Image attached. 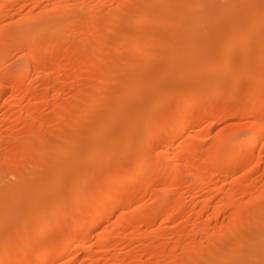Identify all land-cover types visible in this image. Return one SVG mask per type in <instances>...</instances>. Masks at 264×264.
I'll list each match as a JSON object with an SVG mask.
<instances>
[{"label":"bare ground","instance_id":"6f19581e","mask_svg":"<svg viewBox=\"0 0 264 264\" xmlns=\"http://www.w3.org/2000/svg\"><path fill=\"white\" fill-rule=\"evenodd\" d=\"M28 1L29 0H0V89L6 85V78L8 79L11 77L10 79L13 81L11 80L12 85L11 83L10 85L14 87L16 95L22 96L23 94L24 96L25 94V96L29 95L31 99H38V92L36 89H32V86L29 87L30 89L27 91L25 90V93L22 90L25 88L24 85L29 78L27 76L35 73V75L37 74V78H40V76L45 77L48 72L46 71L47 68L56 66V71H59L70 67L71 72L72 69L73 72H70L71 79L69 78L68 80H71V84H73V86L77 85V87L82 83V85L90 91L89 97L85 100L95 105L89 107L90 104L89 106L80 104V91H77L74 95L70 94L72 96L70 99L62 98L60 88L68 86V83L70 85V81L67 79L63 80V78L60 85L58 84L57 87L60 88H57L58 90L53 94L52 100H48L55 107L52 106L55 109L54 113H74L73 116L70 115L72 116L71 118L69 114H65L70 118V120H67L69 126L64 124L68 128L62 125L65 122L62 117L64 115L59 114V116H55L52 113L53 118L56 117L55 120L61 119V121H64L57 125H61V128L64 127V140L62 139V141L58 143L59 137L57 140L55 137V135L57 136L55 133H58V130L54 131L55 135H53L51 134L53 133L51 131V128H53L51 124L49 127L45 122H41L42 116L40 115L39 117V113H41L39 108L42 103L40 104V101L38 102L37 99L30 102L31 104H28L31 105L30 107L28 106L30 111L23 112L19 111L22 109H19V112L16 111L17 114L13 112L15 114L12 115L11 113L12 117L17 119H21L24 116L28 118L32 117L31 123L28 122L30 119L24 123L21 122L22 124L20 123L22 125V129L20 128L22 135L20 137L16 136L17 138H12L17 130L16 126L18 123L9 128V136L4 134L5 131L0 128V150L4 149V145L7 144V147L16 154V157H14V154H8L11 151L9 152L6 150V153H4V150L2 151L5 157L9 155H12V158L14 157V159L11 160L13 168L9 170V173L13 174L15 179L9 180L10 182L4 181L6 170H4L3 165L5 164V158L2 154L0 155V220L7 223L5 225L6 227L8 223H11L8 222L9 219L13 215H17L16 213H20L24 216H20L23 218L22 221L20 217L18 220V216H15L17 221H20L17 224L14 216L12 217L15 223L11 225H19L16 229H14V227L10 229L8 232L9 234L3 229L5 231L3 236L6 234L7 239L5 240L4 238V242L0 241V249H2V243L5 249L6 245L8 248L6 249L7 251H4V249L2 252L0 251V264H22L13 258L16 257L13 256L15 254L13 245L16 243L20 244L18 250H20L23 257L21 260H26L25 264H32L31 260L33 256H38V254L41 256V259L37 264H51L52 261L63 259L68 252L77 246L75 240L78 237H83L82 241L87 244L88 239L92 237L90 234L91 231H99L101 223L106 219H111L118 211H120V220L114 222L111 228L107 230V241L102 249L106 257V264H113L116 260H118L117 264H146L143 263L145 262L143 260V255H147L152 264H191V261H194L196 258L208 260L205 261L208 263L204 264H264V185L260 184V186L254 189L256 186L252 184L254 185V188H252L251 180V183L247 181V183L244 182V184L239 186L238 183H241V180L233 174V169V171L230 170L232 166H230L231 161L238 157H240L241 163H244L248 159H254L259 163L262 160V156L264 157V98H260V90H256L255 87H250L251 90H249V88V92L247 91L248 98L249 94L252 96L253 93L257 96L255 101V97L253 98L254 102L251 101L253 103L250 102L245 104L244 107L245 113L253 115L254 117L243 125L238 124V126H236V124L230 128L231 125L228 129H225L226 133L221 139L218 137L219 140L216 142L215 149L207 148L208 150H206L201 157L198 156L200 159L196 157L198 149L193 141L189 142L186 146L185 152L188 150V152H186L188 155L186 156L182 155L183 153L181 152H179V154H173L176 151L173 152L172 150L174 141L182 136L187 125H191L197 133V131L201 132L207 127L204 122L213 117L214 113L219 114V127L223 125L226 113H235L233 110L235 107H232V103L228 104L227 102L222 105H220L219 102V107H217L218 105L215 107L217 109H214L211 105L201 108L200 102L202 101L200 99L204 96L200 95H203V92L196 91L199 93L197 95L196 92L194 93L195 90H192V92L189 91L191 86L188 88L190 81L187 78L190 79L193 75L196 76L198 74L197 77L200 76L199 81L202 82V87L211 86L210 84L212 83L213 85L218 83L219 87L216 86L217 91H212L214 96L217 95L216 97L222 96L226 90L224 88L225 84H227L229 80L232 81V77L227 80L229 76H233L234 73L235 75L239 73V75H237H241L240 79L242 80L245 76L244 74L248 73V69L252 70L254 73L250 76V72L246 74V80L253 77L248 80L252 83V79H254L253 86L254 82L256 83L257 81L264 85V81L260 82V80H264V66L259 67L260 64H264V21L261 22V19H264V0H30V3ZM12 7H15V10L11 9ZM126 23L133 27L146 23V25L149 24L148 26L150 29L147 32V28L145 30L146 33L138 31L139 33L133 35L126 31L123 33L121 32L119 33V37L118 35L117 37L114 36L115 33L112 34L114 28L120 27L119 24H123L121 26H124L127 25ZM260 23H263V25L260 26ZM259 26L262 30L259 29ZM118 28H116V30ZM255 30H258L261 37L254 36L253 33L257 32H255ZM251 33L255 41H259V38H262V41L260 40L257 44L254 41H250L251 43L246 45V42H248L246 39L252 38L250 37L252 36ZM221 34L222 42L221 39L219 40ZM256 34V36H258V33ZM218 35H220L219 38ZM132 36L134 37V39L132 38L134 41L131 39ZM80 39L82 40L81 43L83 40L86 41V44H84L85 47L82 45L84 48L80 47ZM131 42H133L132 45ZM260 45H262V47ZM12 48H17L21 51L19 52L21 53L19 61V56L17 60L12 58L13 55L10 53ZM75 49L81 51H79V55L74 58L72 54ZM235 49L240 51V55L243 54L241 57L239 56L241 58V61L238 59L240 62L235 59V56L232 54L233 52L235 53ZM42 50H56V52L58 51V58L42 59ZM163 50L167 52H163ZM122 51H124V54L127 53V55H129L126 56L127 59H123L122 55L118 56V53ZM168 52L172 55L171 58L170 56L168 57L172 59V63H169V60L166 59V65L173 66L172 64H175V66H173L176 68L175 71H179L177 72L178 74L174 71L177 76L172 74L174 76L172 78L176 79L178 75H181L179 77L184 78L186 82L188 81L186 85L188 90L185 91L186 88H184L185 90L183 91L185 93L180 91L182 92L181 96L184 98L182 99L180 96L182 100L179 104L174 103L176 105H166L167 107L164 108L165 111L162 110L163 114H160L162 117H160V119H155V122L149 123V118L146 119L140 114L147 111L150 112L152 110L150 109L151 107L157 108L158 104L163 101L160 102L161 99L159 97L161 96V91V94L165 93L164 86H162L164 82L162 83V81L165 80V78L163 79V74H166V72L164 70L163 74L162 72L160 74L157 73L159 70L161 71V69L158 68L159 65L156 66L155 64L163 59L164 53H167L168 56ZM261 52L263 56V58L261 56L262 59H260ZM130 53L132 55L133 53L136 55L140 53L141 55H138L140 58L142 55L145 56L142 57V59L146 58V62L141 60L145 65L143 66L140 59L136 58L137 56H132ZM175 53L177 55H175ZM244 53L248 56L244 55ZM209 55L213 56L214 60ZM10 56L11 59L14 60L13 65L16 66L14 68L11 63V65L9 64L11 70H8L7 68L9 65L7 59L10 58ZM53 56L55 55L53 54ZM229 56H231V58ZM232 57L234 58L232 59ZM206 58L208 60L207 62L204 61L205 64L203 59L205 60ZM256 58L259 61L256 60V63H260L258 66L254 63ZM101 59H104V62H100ZM227 59L232 65L229 64ZM164 60L165 58L163 61ZM11 61H9V63ZM16 61H18V63ZM166 62L164 61L161 63L165 66ZM224 62H228V65L231 67H228V65L223 66ZM235 62L239 64L240 68H238V70L235 67L231 69L232 66L237 67ZM152 65H155L156 67L154 68H158L159 70H157V72L155 70L157 78L155 77V79L152 80L154 76L151 74L153 77L149 80V76H147L144 71L148 69H145L146 66L150 69ZM160 65L163 66L162 64ZM176 65H180V70ZM203 67H207L206 69H219L221 71L218 74H212L213 72H207L209 70H204ZM84 68L96 72V78L94 79V77L88 75L90 78L83 79L81 72L85 70ZM200 68H203L204 71L202 69L200 71ZM189 70L192 71L189 72ZM52 71L53 70H51V73ZM67 71L70 70L67 69ZM180 71L181 74H179ZM202 71L204 73H202ZM205 71L207 73H205ZM199 72L201 73L199 74ZM231 72L233 75L229 74ZM62 76H64V74ZM35 77L36 76H34L33 79H37ZM238 79L237 76L233 77L232 86L238 84ZM7 81H9V79ZM48 84L47 86H49ZM82 85L81 89L83 87ZM161 87L163 89H161ZM229 87L231 86H226V88ZM260 87L263 88V86ZM235 89H237V85ZM42 90L40 89L39 91ZM1 91L2 90H0V92ZM175 93L176 90L174 94ZM225 93V95L229 94L228 91H225ZM67 95L68 94H66V96ZM211 95L212 94L209 96ZM228 97L230 98V94ZM205 99L206 97L202 100ZM142 100L146 102L143 101L141 105ZM231 102H233V100ZM242 104L244 103L242 102ZM45 105L47 106L49 104L45 103L44 106L41 105V108L42 106L46 107ZM112 107L115 108L119 118L121 117L120 122H122V126L119 128V131L121 130V138H119L123 139V141H115L109 136L110 138L103 145H99L95 138L98 133L95 130L96 126L102 120L103 131L107 133V135L112 132L113 118L111 117L112 113H110ZM43 109L45 108H42V110ZM48 111L47 113H49ZM47 113H45V115ZM152 113L151 111V114ZM173 113H177L175 119ZM148 116L150 115L148 114ZM48 119H50V117ZM0 121H2V119ZM58 122H60V120ZM54 125L56 124L54 123ZM224 126L226 125L224 124ZM224 126L221 128H224ZM114 134H112V136ZM159 135L160 138L158 139ZM130 137L133 139V142L130 140L131 143H125ZM187 139L190 140L192 138ZM207 140H209V138H207ZM5 141L7 142L5 143ZM194 141L196 142V140ZM259 143H263L261 148H258ZM183 146H185V144ZM62 148L65 149L63 150L65 151L63 154H61L62 150H60V152L57 151ZM181 150H183V148H181ZM47 151H50V154L52 152V154H47ZM219 152H222L223 156L220 154L222 159L219 158L220 160H218V162H214L215 159L213 160V158L216 153ZM59 153L61 155H57ZM85 155L87 156L86 161L91 162L90 165L93 166L92 169L87 171L84 167L86 170L85 173L87 174L88 172L84 180L79 177L76 178V180H74V177L72 180V174L77 168L80 169L77 160ZM108 156L111 157V164L109 165H111L112 168H116H107L106 164L108 163L106 162L108 161L106 160L109 158ZM218 156L219 155H217V157ZM9 157L11 159V156ZM104 158L106 162H104ZM227 161L230 162L226 167L230 166V169H228L233 172L231 173L234 176L230 181L231 187L227 189L224 187L225 185L217 186L220 187L218 188L221 193V196H219L221 197L220 200L218 199L219 201L215 206L213 205L214 210L203 219L201 224L197 221L198 224L192 225L191 230L193 231L190 232L192 235L190 233L187 234L185 231L189 226L182 229L179 227L180 230L177 228L175 230H166L163 225L165 223H163L155 230L152 228V232L154 231L152 236L150 235L152 232L150 234L147 232L145 233L151 236L149 240L146 242H139L140 238L138 239V237H136V231L134 229L143 225H145V227L148 225L151 228L153 222H157H155V220L159 215L166 214L167 216L165 215L166 218H164L166 221H179L182 213L185 212L186 203L183 201L186 199L184 198L185 200H183V193H181V191L184 192L183 188L185 187L183 186L185 185V179L190 178L191 180V178H197L195 181L198 180V183L196 182L198 185H194L191 180L190 183L192 184H187L189 188L190 185L197 186V188L202 187V185L207 184V182H212L211 179L215 177V175H213V170L217 171L216 169L218 167L219 170L221 164H225ZM184 163L187 169L184 168L186 171H181ZM209 166L212 167L211 172ZM254 167L251 168L254 169ZM222 171L221 173H225ZM227 172L229 173V171ZM85 173L83 174L85 175ZM208 173H210V178H208ZM228 173H226V180ZM83 174H81V176ZM50 175L52 179H54L53 183L54 181L59 182L63 179L66 185L65 190L62 189L60 194L59 191L57 196L54 195L56 197L62 195L61 197L63 198L62 200L60 197V201L58 197L55 201V203H57L58 200L60 202V204H54L58 205L57 207L53 205L54 198H52L54 200L49 199L50 201H47L46 194L43 195V193H41L42 181ZM84 175L81 178H83ZM242 176L243 175H241V177ZM84 181L89 184H87V186H85L86 184L83 185ZM140 181H144L145 192L140 189L141 187L138 188L139 185H136V183ZM223 182L226 183L227 181L225 182V180H223ZM223 182L221 183L224 184ZM126 184L127 186L130 184L129 188L123 187ZM154 184L158 186L156 185L157 187L155 186L156 188H153L154 191L152 190V194L150 192L149 195L147 190ZM226 186L229 185L227 184ZM178 188L182 190L180 189L181 191L178 192ZM48 189L46 188L45 190ZM149 191L150 190H148V192ZM30 192L37 193L38 206L35 205L36 208L26 211L18 203L24 195ZM213 192H215V190ZM145 195H148V198L150 197V201L147 204H141L142 202L139 200L143 198V196L145 197ZM31 196L30 194L28 198ZM50 196L52 197L53 195ZM208 196L209 197L204 199L206 200L203 201L204 203L212 199L210 194ZM35 199L32 197L29 201L31 202ZM143 199H141V201ZM51 201L52 205H50ZM40 202L42 206L39 204ZM48 203L50 205L49 207H47ZM135 203L140 204L136 205ZM52 206L56 209H54V212L58 210V212L60 211L63 214H61L60 217L59 214H55L52 217L51 214H54V212L51 213L49 212L51 210L48 209ZM37 207L39 208L37 209ZM190 211L191 210H189V212ZM224 211H229V221L227 220V222H224V224H221L222 226L219 227L213 225V220L218 219L220 214ZM34 212H37V219L35 220H33L36 216ZM202 216L201 213L200 218H202ZM184 221L185 220H183V222ZM4 222L0 223L5 224ZM59 224H63L62 228L65 224L69 227L67 228L65 225L61 230L59 229L61 226H59ZM168 224L165 225L168 226ZM36 225L38 227L37 234L36 236H31V230ZM126 228H134V233L131 232L127 234L128 236H125L127 237V244H123V247H121L117 254L114 253L115 255H110L112 247L121 239H119V237L123 229ZM145 230L148 231V229ZM46 231H50V235H48L49 232L47 234ZM44 233L47 234V238L45 236L46 239L43 238ZM148 235L143 236L147 237ZM3 236H0V240H2ZM124 239L122 238L120 242L125 241ZM137 242L140 243V246L137 247L135 251H133L134 248L130 249L132 248L131 246H135ZM58 247L60 250L58 254L54 256ZM156 247L167 250V253H161ZM179 247L183 249V252L178 253ZM3 252H6V254ZM96 256L97 255H95V257ZM95 257L92 256L89 260H98ZM83 261L84 258L79 254L66 264H83Z\"/></svg>","mask_w":264,"mask_h":264},{"label":"rangeland","instance_id":"374dc122","mask_svg":"<svg viewBox=\"0 0 264 264\" xmlns=\"http://www.w3.org/2000/svg\"><path fill=\"white\" fill-rule=\"evenodd\" d=\"M25 1H27V0H25ZM29 3H30V0L28 1ZM27 3V2H26ZM175 5V4H174ZM28 7H30V6H28ZM15 8V7H14ZM13 7L11 8V9H13V10H15ZM12 10V11H13ZM13 12H16V11H13ZM17 14V13H16ZM264 17V16H263ZM262 21L261 22H263L264 21V19L262 18L261 19ZM124 24V23H123ZM123 24H119L120 25V27L118 28V27H116V28H118L117 30H116V28H114V30H113V33L112 34H114V36H116L117 37V35H118V37H119V33H123V32H129L131 35H133V34H136V33H139V32H141L142 33V31L143 32H145V30L147 29V32H148V30L150 29L149 28V24L148 25H146V23L145 24H142V25H139V26H136V27H133V26H130V24H128V23H126L127 25H124V26H121V25H123ZM261 24V23H260ZM263 25V23L260 25V26H262ZM118 26V25H117ZM259 26V27H260ZM258 27V28H259ZM259 29H261V27L259 28ZM122 30V31H121ZM128 30V31H127ZM262 30V29H261ZM135 31V32H134ZM139 31V32H138ZM257 31V32H256ZM255 32L256 33H258V36H256L257 34L256 33H253L254 34V36L255 37H259L260 36V34H259V32H258V30H255ZM263 32H264V26H263ZM146 33V32H145ZM253 34L251 33V35L252 36H250V37H252V38H248V39H246V41H248V42H246L245 40V42L247 43L246 45H248L249 43H251L252 41H254V42H256V44H257V42L259 43V41L262 39V38H259L258 40L259 41H255V38H254V36H253ZM263 35V34H262ZM219 36L220 35H218V38H219ZM249 36V35H248ZM248 36H246V37H248ZM245 37V38H246ZM261 37V36H260ZM263 37V36H262ZM134 39V37L132 36L131 37V39ZM222 38V34H221V37L219 38V40ZM132 39V41H134ZM250 39V40H249ZM254 39V40H253ZM257 39V38H256ZM172 40H173V38H172ZM216 40H217V37H216ZM216 40H215V42H216ZM81 39H80V47H85V45L84 44H86L85 42L86 41H84L83 40V42L81 43ZM251 41V42H250ZM262 41V40H261ZM221 42H222V39H221ZM132 43L133 42H131V45H132ZM239 44V43H238ZM237 44V45H238ZM260 44H261V42H260ZM83 45V46H82ZM130 45V44H129ZM239 46V45H238ZM261 47H262V45H260ZM83 47V48H84ZM129 47H131V46H129ZM235 47H236V44H235ZM240 47V46H239ZM239 47H238V49H239ZM263 47H264V45H263ZM168 48H170V47H168ZM167 48V49H168ZM234 48V47H233ZM237 48V47H236ZM81 49V48H80ZM15 50V51H14ZM77 49H75L74 51H73V54L72 55H74V58L75 57H77L78 55H79V51H81V50H77ZM12 51V52H11ZM11 51H10V53H11V55H13V57L12 58H14L15 60H17V58H18V56H19V58H18V61L20 60V55H21V53H19V52H21L19 49H17V48H12L11 49ZM124 51H126V50H124ZM124 51H122V52H120V53H118V56L120 55H122L123 57V59L125 58V59H127L126 58V56H129V55H127V53L126 54H124L123 52ZM234 51V50H233ZM260 51H261V49H260ZM263 51H264V49H263ZM44 52V53H43ZM56 50L54 51H49V50H42V53H41V58L42 59H48V58H58V51L56 52ZM163 52H167V51H165V50H163ZM177 53V52H176ZM175 53V55H177ZM240 53V51L239 50H237V49H235V53L233 52L232 54H233V56H235V59H241L240 57L243 55H240L239 54ZM243 53V52H242ZM248 53V52H247ZM53 54L55 55V56H53ZM76 54V55H75ZM129 54V53H128ZM131 54V53H130ZM170 53L168 52V56H167V53L165 54H163L164 55V57H163V59L165 58V62H166V59H168L169 60V63H172V59H169L168 57L170 56V58L172 57V55L170 54ZM132 55V54H131ZM133 55H135V56H137L136 58L137 59H140V61L141 60H144V62H146V58L145 59H142V57H145V56H141V58H140V56L138 57V55H141L140 53H137V55L136 54H134L133 53ZM132 55V56H133ZM204 55H206V54H204ZM203 55V56H204ZM231 55V54H230ZM244 55H246V53H244ZM50 56V57H49ZM53 56V57H52ZM208 56V55H207ZM210 56V55H209ZM232 56V55H231ZM231 56H229L230 58H231ZM240 56V57H239ZM246 56H248V55H246ZM261 56H262V52H261V54H260V59H262L263 58V56H262V58H261ZM46 57V58H45ZM73 57V56H72ZM210 57H212L213 58V56H210ZM214 57H215V54H214ZM237 57V58H236ZM239 57V58H238ZM245 57V56H244ZM244 57H242V58H244ZM204 58H205V56H204ZM207 58H209V57H207ZM203 59V62L205 61V62H207V60L208 59ZM216 58V57H215ZM234 57H232V59H233ZM9 59H11V56H10V58H8L7 59V61H8V65L10 64L11 65V63H12V66H14L13 64V62H14V60L13 59H11V60H9ZM163 59L162 60H160V62L159 63H157V64H155L156 66H158V68L159 69H161V71L158 69V68H154V67H156L155 65L152 67V66H150V69H149V67H145V69L146 68H148V69H146V71H144L146 74H147V76H149L148 78H149V80L152 78V80L153 79H155V77L157 78V75H156V72H157V70H159L157 73H161L162 72V74H163V72H164V70H165V72H166V74H163V79L165 78V80H163L162 81V83L164 82V84L162 85V86H164V91H165V93H167V94H165V93H163V94H161L162 93V91H161V93H160V102L162 101V103H159L158 104V107L156 108V107H151L150 109H152L151 111L154 113H152L151 114V111L149 112V111H147V112H145V113H142V114H140L142 117H145L146 119H148L149 120V123H151V122H155L156 120L155 119H160V117H162V115H160V114H163V112H162V110H164L165 111V109L164 108H166L168 105H176V104H179L180 102H181V100L184 98L183 96H181V94H182V92H184L183 90H185L184 88H186V90L185 91H187L188 89H187V82L184 80V78H182V77H179V76H181V75H178V77L176 78V79H174V78H172V77H174L172 74H174L175 76H177L175 73H177V72H179L178 70L177 71H175V69L176 68H174L173 66H175V64H172L173 66H171V65H166L167 64V62L165 63V66L163 65V63H161V62H164L163 61ZM201 59V58H200ZM232 59H231V61H232ZM259 59V60H260ZM104 60V59H103ZM102 59H101V61L100 62H104ZM170 60H171V62H170ZM211 60V59H210ZM209 60V61H210ZM213 60H214V58H213ZM238 60V61H239ZM256 60L258 61V59L256 58L254 61V63L258 66V64H260V63H256ZM6 61V62H7ZM9 61H11L10 63H9ZM18 61H16L17 63H18ZM227 61H228V59H227ZM241 61V60H240ZM239 61V62H240ZM262 61V60H261ZM263 61H264V58H263ZM61 62H62V60H61ZM142 62V64H143V61H141ZM202 62V61H201ZM202 62V63H203ZM204 62V63H205ZM211 63H212V60L210 61ZM215 62V61H214ZM229 62V61H228ZM228 62L227 63H225L224 62V64H223V66L224 65H228ZM237 62V61H236ZM236 62H235V64H236ZM176 63H178V62H176ZM209 63V62H208ZM223 63V62H222ZM263 63V62H262ZM5 64H7V63H5ZM160 64H162L163 66H161ZM179 64V63H178ZM201 64V63H200ZM206 64V63H205ZM229 64L230 65H232L230 62H229ZM254 64V65H255ZM10 65L8 66V70H11L10 69ZM145 64H143V66H144ZM230 65H228V67H231ZM237 65V67L236 66H232V68L231 69H233V67H235L237 70H238V68H240L239 67V64L237 63L236 64ZM261 65V66H260ZM259 65V67H262V66H264V64L262 65V64H260ZM12 66H11V68H12ZM16 66V65H15ZM15 66H14V68H15ZM162 68H161V67ZM168 66V67H167ZM177 66V65H176ZM202 66V65H201ZM72 67V66H71ZM177 67H179L178 69L180 70V65L179 66H177ZM14 68H12L13 70H14ZM51 68V69H50ZM50 68H47L46 69V71H48L47 72V76L45 75V77H42V76H40V78L38 77L37 78V74L35 75V73H32V74H30L29 76H27V77H29L28 78V80H27V78H26V80H27V82H26V86L24 85V87L25 88H23L22 90L24 91V93L28 90V89H30L29 87H31L32 89H36L37 90V92H38V102L41 104V105H43L44 106V104L45 103H48L49 105H45L46 107H43L42 106V108H45V109H43L42 110V108H41V105H40V108H39V111H41V113H43V114H41V113H39V117H40V115L42 116V118H41V122H45L49 127H50V124H51V126L53 127V128H51V131L53 132V133H51V134H53V135H55V134H57V136L55 135V137H56V140L58 139V137H59V139H58V143L59 142H61L62 141V139H63V134L65 135V130H64V127H67V126H65V125H68V121L67 120H70V118L73 116V114L74 113H68L69 114V116L70 115H72V116H70V118H69V116L67 117L66 115H68V114H66V113H54V105H52L51 104V102L49 101L50 99L52 100V98H53V94L55 93V92H57L56 90H58L57 88H60V87H57L58 86V84L60 85V82L62 81V79L63 80H65V79H69L70 78V75H71V73L73 72V69H72V72H71V68L70 67H68V68H65L66 69V71H65V69H62V70H64V71H62V70H59V71H61V72H59V71H56V66L54 67V66H52V67H50ZM152 68V69H151ZM163 68H165V69H163ZM204 68V70L207 68V67H203ZM203 68H200V71H201V69L203 70ZM246 68V67H245ZM264 68V67H263ZM50 69V70H49ZM55 69V70H54ZM67 69H69L70 71H67ZM85 69V68H84ZM145 69H143V70H145ZM189 69H191V68H189ZM247 69V68H246ZM51 70H53L52 71V73H51ZM151 70V71H150ZM155 70H156V72H155ZM182 70V69H181ZM193 70V69H192ZM192 70H189V72H191ZM203 70V71H204ZM206 70H209V71H207V72H210V73H212V74H214V73H216V74H218L221 70H215V69H213V68H210V69H206ZM215 70V71H214ZM229 70V69H228ZM235 70V69H234ZM236 70V71H237ZM242 70H243V68H242ZM242 70H241V74H242V77H243V73H242ZM250 69H248L247 70V72L248 73H246V74H249V72H250V74H249V76L250 75H252L254 72L252 71V70H250ZM174 71H175V73H174ZM202 71V73H204ZM216 71H218V72H216ZM252 71V72H251ZM69 72V73H68ZM71 72V73H70ZM154 72V73H153ZM206 71H205V73H207ZM230 72V71H229ZM246 72V71H245ZM49 73V74H48ZM56 73V74H55ZM61 73V74H60ZM96 72H94L93 70H90V69H88V68H86L85 70H82V72H81V76L83 77V79L84 78H88L89 76L90 77H94V79L96 78L95 76H97L96 74H95ZM150 73V74H149ZM201 72H199V74H200ZM237 73V72H236ZM58 74V75H57ZM64 74V76H62ZM153 76H152V75ZM155 74V75H154ZM159 74H158V76H159ZM178 74V73H177ZM179 74H181V71H180V73ZM230 75H233L232 74V72L231 73H229ZM238 75H239V73H237ZM235 75V73H234V75L233 76H229V78H227V80H229V79H231V77H232V81H233V77H238L239 79H238V84H236L237 85V89H235L236 88V85L235 86H232V81H230L229 80V82L227 81V84H225V91H228V93L230 94V98L228 97V95L229 94H227V95H225L226 93H225V91H224V93H223V95L222 96H220V97H216L217 95H215L214 96V94H213V92H215V90L217 91V87H219L218 85V83H216V85L214 84L213 85V83L212 84H210L211 86H201L202 85V82L201 81H199L200 79H199V77L200 76H198L197 77V75L196 76H190L191 78L189 79V78H187L189 81H190V84L188 85V88H190L189 86H191V88L189 89V91H191L192 92V90H195L194 91V93L196 92V91H198V92H203V95H200V96H204L203 98H205L206 97V99L205 100H202L203 98H201L200 100L202 101V102H200V105H201V108H203V107H206V106H210L211 105V107H214V109H217V108H215L216 107V105H218V103L220 102V105H222V104H225V102H227L228 104H230V103H232L231 105H232V107H235L233 110L235 111V113L233 112V113H231V112H228V114L226 113V117L224 116V123H223V125L222 126H224V124L226 125V126H224V128H221V127H219V125H218V117H219V114H216V113H214V115H213V117H211L210 119H208V121H205L204 122V124L207 126L204 130H202L201 132L200 131H197V133H196V131H194V129H193V127L191 126V125H187L186 126V129L184 130V133L182 134V136L181 137H179V138H181V139H176L175 141H174V146H173V152L174 151H176V152H174L173 154H175V153H177V154H179V152H181V153H183L182 155H184V156H186V155H188V153H186V152H188V150L185 152V150H186V146H187V144L189 143V142H191V141H193L195 144H196V146H197V151H198V153L196 154V157H197V159H200V157L205 153V151L206 150H208V149H215V147H216V142H218V140L219 139H221V137H223L224 135H225V133H226V130L225 129H228V127H230L231 125V127L230 128H232L233 126H235L236 124V126H238V124L239 125H243L244 123H246V122H248L249 120H251L254 116L253 115H248V114H246L245 113V111H244V107H245V104H248V103H250L251 101H253V98H254V101L256 100V98H257V96H256V94L254 95V93H253V95L251 96L250 94H249V98L247 97L248 96V92H249V90H251V88H253V87H255L256 88V90H260V92H261V96H260V98L262 97V99L264 98V90H262V89H264V85L262 84V83H259L258 81L255 83L254 82V86H253V81H254V79H252L253 81H252V83H250L251 81H248L249 79H251V78H253V77H250L248 80H246L247 79V76H246V74H244L245 76L242 78V80L240 79L241 78V75L240 76H238V75ZM50 75H51V77H50ZM65 75H66V77H65ZM89 75V76H88ZM165 75H166V77H165ZM34 76H36L35 78H37V79H33L34 78ZM44 76V75H43ZM87 76V77H86ZM248 76V77H249ZM8 77H10V76H8ZM48 77V78H47ZM89 77V78H90ZM228 77V76H227ZM11 78V77H10ZM10 78H8L9 79V81H7L8 79L6 78V85H4L3 87H1L2 89H0V90H2L0 93V120L2 119V121H0L1 122V124H0V128L3 130V131H5L4 132V134H6L7 136H9V128L11 127V126H13L14 124H17V130H16V135H15V133L13 134L14 136L12 137V138H17V137H20L21 135H22V133L20 132L21 131V124L22 123H24V122H26L27 120H29L28 122H32L31 121V118L32 117H30V118H28L27 116H24L23 118H21V119H17V118H15V117H12V115L13 114H17V112H19V111H23V112H27V111H30V109H29V107L31 106V105H28V104H31L30 102H33L34 100H36V99H31L30 97H29V95L27 96H25V94H24V96H23V94H22V96H20V95H16V93L14 92V87H12L11 85H12V83H11V80L12 79H10ZM45 78V79H44ZM47 78V79H46ZM50 78V79H49ZM61 78V79H60ZM245 78V79H244ZM31 79H33V80H31ZM43 79H44V81H43ZM71 79V78H70ZM151 80V81H152ZM239 80H240V83H239ZM13 81V80H12ZM28 81H29V84H28ZM33 81V82H32ZM53 81V82H52ZM57 81V82H56ZM68 81H70V85H69V83H68V86H64V87H62L63 88V90H62V88H60L61 89V91H60V94H61V96H62V98H72V96L71 95H74L77 91L80 93V104H84L85 106H89V104H90V106L89 107H91V106H94L95 104H91V102L90 103H88V101H86L87 100V97H89V90L87 89V88H85L84 87V85H82V83H80V85H79V87H77V85H74L73 86V84H71V80H68ZM263 82L264 80H260V82ZM8 82V83H7ZM56 82V83H55ZM10 83H11V85H10ZM49 83V84H48ZM52 83H53V85H52ZM192 83V84H191ZM215 83V82H214ZM230 83V84H229ZM257 83H259V84H257ZM32 84V85H31ZM34 84V85H33ZM47 84L49 85V86H47ZM56 86H55V85ZM257 84V85H256ZM262 84V85H261ZM45 85V86H44ZM81 85L83 86L82 87V89H81ZM231 86V87H229V88H226V86ZM47 86V87H46ZM217 86V87H216ZM260 86H263V88H261ZM38 89H37V88ZM45 87V88H44ZM53 87H54V89H53ZM56 87V88H55ZM68 87V88H67ZM71 87V88H70ZM77 87V88H76ZM240 87V88H239ZM251 87V88H250ZM5 88V89H4ZM27 88V89H26ZM42 88H43V90H42ZM46 88H48V89H46ZM78 88H80V89H78ZM85 88V89H84ZM250 88V89H249ZM261 88V89H260ZM4 89V90H3ZM42 90V91H39V90ZM64 89H65V91H64ZM161 89H163L162 87H161ZM179 89V90H178ZM249 89V90H248ZM26 90V91H25ZM45 90V91H44ZM55 90V91H54ZM86 90V91H85ZM175 90H176V93L174 94V92H175ZM240 90V91H239ZM62 91H64V92H62ZM67 91V92H66ZM163 91V92H164ZM180 91H182V92H180ZM213 91V92H212ZM248 91V92H247ZM48 92V93H47ZM50 92V93H49ZM180 92V93H179ZM198 92H196L197 93V95L199 94ZM45 93H46V95H45ZM68 94L67 96H66V94ZM178 93H179V95H178ZM185 93V92H184ZM184 93H183V95H184ZM234 93V94H233ZM49 94V95H48ZM63 94V95H62ZM65 94V95H64ZM71 94V95H70ZM210 94H212L211 96H209ZM252 94V93H251ZM263 94V95H262ZM16 95V96H15ZM163 95V96H162ZM175 95V96H174ZM176 95H177V97H176ZM232 95V96H231ZM18 96V97H17ZM45 96V97H44ZM69 96V97H68ZM180 96H181V98H180ZM224 96V97H223ZM28 97V98H27ZM49 97V98H48ZM82 97V98H81ZM161 97H163V98H161ZM209 97H211V98H209ZM212 97H214V98H212ZM231 97H233V98H231ZM21 98H23V99H21ZM24 98H27V99H24ZM42 99V101H41V99ZM45 98H47V99H45ZM61 98V99H62ZM180 98V99H179ZM241 98V99H240ZM248 98V99H247ZM49 99V100H48ZM86 99V100H85ZM210 99V100H209ZM215 99V100H214ZM222 99V100H221ZM246 99V100H245ZM227 100V101H226ZM233 100V102H231ZM243 100V101H242ZM43 101H44V103H43ZM45 101H48V102H45ZM83 101H84V103H83ZM143 101H145V100H142V103H141V105L143 104ZM168 101V102H167ZM170 101V102H169ZM177 101V102H176ZM223 103H222V102ZM240 101H242L244 104H242V102H240ZM247 101H249V102H247ZM253 101V102H254ZM264 101V100H263ZM50 102V103H49ZM146 102V101H145ZM172 102V103H171ZM247 102V103H246ZM253 102H251V103H253ZM166 103H168V104H166ZM174 103H176V104H174ZM217 103V104H216ZM26 104H27V106H26ZM209 104V105H208ZM234 104V105H233ZM51 105V106H50ZM160 105V106H159ZM167 105V106H166ZM236 105V106H235ZM25 106V107H24ZM29 106V107H28ZM48 106H49V108H48ZM54 108H53V107ZM238 106V107H237ZM217 107H219V105L217 106ZM156 108V109H155ZM19 109H22V110H19ZM26 109V110H25ZM161 110V112H160V110ZM19 110V111H18ZM48 110H50V111H48ZM17 111V112H16ZM47 111L50 113V116H49V113H47ZM111 111V112H110ZM110 113H112L111 114V117L113 118V120H112V128H113V130H112V132L111 133H108L109 135H107V133H105L104 131H103V121L101 120V122L100 123H98L97 124V126H96V132H98V133H100V134H96V140H97V143L100 145H103L110 137L112 138V139H114L115 141H118V142H122L123 141V139H120L121 138V130L119 131V128H121V126H122V122H120L121 121V117L119 118V116H118V113L116 112V110H115V108L114 107H112L111 109H110ZM115 111V112H114ZM215 111V110H214ZM13 112H15V113H13ZM158 112H159V114H158ZM9 113V114H8ZM11 113H12V115H11ZM45 113H47L46 115H47V117H46V115H45ZM55 115V116H59V114H62V115H64V116H62L63 118H64V121H61V119H57L58 121L60 120V122H58L57 120H55V118L56 117H54L53 118V114ZM24 114H27V113H24ZM56 114H58V115H56ZM66 114V115H65ZM144 114H147V115H144ZM148 114L150 115V116H148ZM165 114V113H164ZM174 114V119H175V115L177 114V113H173ZM217 116H216V115ZM51 115H52V117H51ZM187 115V114H186ZM225 115V114H224ZM11 118H10V117ZM66 116V117H65ZM148 116V117H147ZM159 116V117H158ZM3 117V118H2ZM45 117H46V119H45ZM50 117V119H48ZM27 118V119H26ZM68 118V119H67ZM118 118V119H117ZM227 118V119H226ZM9 119V120H8ZM54 119V120H53ZM162 119V118H161ZM186 119V118H185ZM6 122H4V121ZM43 120V121H42ZM47 120H50V121H47ZM63 120V119H62ZM54 121H56V122H54ZM8 122H10V123H8ZM22 122V123H21ZM49 124H48V123ZM56 124V125H54V123ZM58 122V123H57ZM61 122L63 123L62 125H64V127L63 128H61L62 126L60 125V126H57L58 124H61ZM8 123V124H7ZM21 123V124H20ZM53 123V124H52ZM67 123V124H66ZM5 124H7V125H5ZM210 126H209V125ZM2 126V127H1ZM19 126V127H18ZM57 126V127H56ZM69 126V125H68ZM191 126V127H190ZM7 130H6V129ZM21 128V129H20ZM57 128V129H56ZM60 128V129H59ZM68 128V127H67ZM209 128V129H208ZM229 128V129H230ZM53 129V130H52ZM99 129V130H98ZM58 130V131H57ZM54 131H57L58 133H55ZM61 131V132H60ZM64 131V132H63ZM114 131V132H113ZM145 131H148V130H145ZM18 132V133H17ZM59 132H60V134H62V135H60L59 134ZM119 132V133H118ZM195 132V133H194ZM21 133V134H20ZM55 133V134H54ZM115 133V134H114ZM19 136H18V135ZM112 134H114L113 136H112ZM17 136V137H16ZM110 136V137H109ZM162 136V135H161ZM113 137H115V138H113ZM120 137V138H119ZM218 137H219V139H218ZM9 138V137H8ZM131 138V137H130ZM128 138L126 141H125V143L126 142H130V140L132 141L133 139L131 138ZM160 138V135H159V137H158V139ZM162 138V137H161ZM187 138H192V139H190V140H188ZM207 138H209V140H207ZM211 138H212V141H211ZM214 138H215V140H214ZM100 139V140H99ZM207 140V142H206V140ZM64 140V139H63ZM194 140H196V142L194 141ZM101 141V142H100ZM202 141V142H201ZM7 141H5V143H6ZM100 142V143H99ZM133 142V141H132ZM4 143V144H5ZM131 143V142H130ZM176 143V144H175ZM205 143V144H204ZM185 144V146H183ZM202 144V145H201ZM206 144H207V146H206ZM209 144V145H208ZM263 143H259V145H258V148H261V145H262ZM58 145V144H57ZM178 145V146H177ZM179 145H181V146H179ZM204 145V146H203ZM9 146V145H8ZM177 146V147H176ZM5 147V148H4ZM4 149H1L0 151V155L2 154V156L5 158V164L3 165V167H4V170H6L5 171V178H4V181L6 182H8L9 180L11 181V180H13V179H15L13 176V174H11V173H9L10 171V169H12L13 168V165L11 164L12 163V161L11 160H13L14 159V157H16L15 155V152H12V150H10V148L9 147H7V144H5L4 145ZM203 147V148H202ZM57 148H58V146H57ZM178 148V149H177ZM181 148H183V150H181ZM208 148V149H207ZM9 149V150H8ZM180 149V150H179ZM203 149V150H202ZM5 151L4 153H6V150L7 151H11L10 153H8V154H14L13 156V158H12V155H9V156H11V159H10V157L8 156V157H5L4 156V154L2 153V151ZM60 150H62V152H61V154H63L65 151H63V150H65V149H58L57 151H59L60 152ZM200 150V151H199ZM258 150H260V149H258ZM56 151V152H57ZM185 152V153H184ZM200 153V154H199ZM202 153V154H201ZM47 154H50V151L48 152L47 151ZM51 154H52V152H51ZM50 154V155H51ZM56 154V153H55ZM60 153L59 154H57V155H61ZM199 154V155H198ZM222 155V152H219V153H216V157L214 156V158H213V160H214V162H218V160H220V159H222L221 157L223 156H221ZM217 155H219L218 157H217ZM198 156H200L199 158H198ZM109 158L107 159V157H106V159L104 158V162H106V161H108V162H106V163H108V164H106L107 165V168H112V166L111 165H109V164H111V157L110 156H108ZM83 158H85V159H83ZM220 158V159H219ZM264 157L262 156V160L259 162V163H257V161L256 160H254V159H248L247 161H245L244 163H241L240 161V157H238V158H236V159H234V160H232L231 161V164H230V166H231V169H230V166L229 167H226L227 165H229L228 163L230 162V161H227V163H225V164H221V168H222V170H221V168L218 170V168L216 169L217 171H215V170H213V175H215V177H213L212 179H211V181L212 182H207V184H205V185H202V187H199V188H197V186L195 187V186H193V185H190V188L192 189H190L189 187H187L188 185L187 184H194V185H196L197 183H198V180H196L195 181V179H197V178H191V180H190V178L189 179H185L184 181V183H185V185L183 186V187H185V188H183L184 189V192H182L181 190V188H178L179 189V191L178 190H176V191H178V192H180L181 191V193H183L182 195H183V200H185V201H183L184 203H186L185 204V212L184 213H182V215H181V217H182V220H181V217L179 218V221H177V220H168V221H166L164 218H166L165 217V215L166 214H163V215H159L158 217H157V219L155 220V222L156 223H154L153 222V224H154V226H153V224H152V227L150 228L148 225H146V227H145V225H143V226H139L138 228H136V229H134V228H126V229H123V231H122V233H121V236L119 237V239L121 238H125L124 240L125 241H122V242H120V240L118 241V242H116V244H114V246L112 247V250L110 251V255L112 254H117L119 251H120V249H121V247H123V244H127V242H126V239H127V237H125V236H128L127 234H130L131 232H133V229L136 231L135 232V235H136V237H138V239H139V242H142V241H147V240H149L150 238H151V236H152V234H153V232H152V228H153V230H155L156 228H158V227H160V225L161 224H163V223H165V224H168V222H169V224H168V226L167 225H165V224H163L165 227H164V229H166V230H175L176 228L178 229V230H180V228L182 229V228H187L188 226V230L187 229H185V231H186V233L187 234H189L191 231H193V230H191L192 229V225L193 224H198V222H199V224H201V222L203 221V219L204 218H206L210 213H212L211 211L212 210H214V207H213V205L215 206V204L220 200V198L221 197H219V196H221V193L219 192L220 190L218 189V188H220V187H217V186H220V185H222V186H224L225 188H227V189H229L230 187H231V179L234 177L233 176V174L234 175H236L237 177H238V179H240L241 180V183L239 182L238 184H239V186H241L242 184H244V182L245 183H247V181L249 182V183H251V186H252V188H254V185L256 186L254 189H256L258 186H260V184L261 185H264V159H263ZM6 159H7V161H6ZM110 159V160H109ZM84 160V161H83ZM87 160V156L85 155V156H83L82 158H79L78 160H77V164L79 163V165L78 166H80L79 168L80 169H78L77 168V172L75 171L73 174H72V180L74 179V177H75V179L74 180H76V178H80V179H82V180H84L85 179V177H87V175H88V172H87V174L85 173L86 172V170L87 171H90L91 169H92V167L93 166H91L90 165V163L91 162H89V161H86ZM106 160V161H105ZM11 161V162H10ZM82 161V162H81ZM81 162V163H80ZM110 162V163H109ZM10 163V164H9ZM233 163V164H232ZM82 164V165H81ZM239 166H241V167H239ZM256 164V165H255ZM8 165V166H7ZM90 165V166H89ZM222 165H225V166H222ZM234 165V166H233ZM258 165V166H257ZM261 165V166H260ZM6 166V167H5ZM183 167H182V169H181V171L183 170V171H186V170H184V168L185 169H187V167L185 166V163L182 165ZM243 166V167H242ZM255 166V167H254ZM86 168V170H85V168ZM91 167V168H90ZM210 167V172L212 171L211 170V166H209ZM224 167V168H223ZM237 167V168H236ZM254 167V169H252V168ZM7 168V169H6ZM113 168H116V167H113ZM112 168V169H113ZM227 168V169H226ZM230 170H234V173L232 172V171H230ZM234 168H236V169H234ZM224 169H225V171H224ZM243 169V170H242ZM80 170V171H79ZM222 172H225V173H221V171ZM236 170V171H235ZM238 170V171H237ZM239 170H242V171H239ZM254 170H256V171H254ZM215 171V172H214ZM220 171V172H219ZM227 171H229V173L227 172ZM249 171V172H248ZM218 172V173H217ZM233 174H232V173ZM245 172V173H244ZM83 173H85V175L83 174ZM221 173V174H220ZM226 173H228V176H227V180L225 179L226 178ZM237 173V174H236ZM248 173V174H247ZM252 173V174H251ZM8 174V175H7ZM81 174H83L84 175V177L83 178H81L82 176H81ZM218 174V175H217ZM223 174V175H222ZM225 174V175H224ZM231 174V175H230ZM239 174H241V175H243L242 177H241V175H239ZM245 174H247V175H245ZM263 174V175H262ZM7 175V176H6ZM75 175V176H74ZM78 175H80V176H78ZM209 175H210V173H208V178H210L209 177ZM222 176V177H221ZM225 176V177H224ZM241 178H240V177ZM249 176V177H248ZM253 176V177H252ZM217 177V178H216ZM218 177H220V178H218ZM224 177V178H223ZM252 177V178H251ZM258 177V178H257ZM185 178V177H184ZM251 178V179H250ZM253 178H254V180H253ZM261 178V179H260ZM47 179H48V181H47ZM218 179V180H217ZM225 180V182L226 183H224L223 182V180ZM243 179V180H242ZM256 179V180H255ZM260 181H259V180ZM53 180L54 179H52V176L50 175L49 177H47L46 179H43V181H44V183H43V181H42V186H41V193H43V195L44 194H46V196H47V201H50L49 199H52V198H54V199H52V200H54L53 202V205L54 204H60V202H59V200H58V202L57 203H55V201L58 199V197H56L57 195H58V192H59V194L62 192L61 190L62 189H66V185H65V181L62 179V180H60L59 182L58 181H54V183H53ZM188 180H189V182H188ZM252 180V181H251ZM9 181V182H10ZM188 183H187V182ZM190 181L192 182V183H190ZM251 181V182H250ZM257 181V182H256ZM263 181V182H262ZM197 182V183H196ZM217 182V183H216ZM221 182H223L224 184H222ZM254 182V183H253ZM46 183V184H45ZM221 183V184H220ZM60 184H62V185H60ZM84 184H86L85 186H87V184H89V183H87V182H85L84 181V183H83V185ZM143 184V185H142ZM213 184V185H212ZM215 184V185H214ZM229 185V186H226V185ZM252 184H254V185H252ZM257 184V185H256ZM129 186H130V184H128ZM136 185L138 186V188H140L142 191H144L145 192V187H144V181H140V182H138V183H136ZM157 184H154V185H152L148 190H150L149 192H148V190H147V193L149 194L150 192H151V194H152V192L154 191V189L158 186H156ZM198 185V184H197ZM44 186V187H43ZM129 186H127V184L126 185H124L123 187L124 188H129ZM156 186V187H155ZM208 186V187H207ZM42 187H43V189H42ZM143 187V188H142ZM214 187V188H213ZM217 189H216V188ZM48 189V190H45V189ZM59 188V189H58ZM154 188V189H153ZM188 188V189H187ZM181 189V190H180ZM196 189V190H195ZM63 190V191H64ZM153 190V191H152ZM186 190V191H185ZM191 190V191H190ZM200 190V191H199ZM206 190H207V192L210 194V196H211V198L212 199H210V200H207V203H204L203 201H206V200H204V199H206L207 197H209L208 195V193L206 192ZM215 190V192H213ZM44 191V192H43ZM57 191V192H56ZM187 191H189V192H187ZM48 193H49V195H48ZM55 193H57V194H55ZM217 193V194H216ZM29 194V195H28ZM30 194L32 195L31 197H29L28 198V196H30ZM208 194V195H207ZM215 194V195H214ZM220 194V195H219ZM37 195V193H35V192H30V193H27L26 195H24V197L19 201V205L21 206V207H23V209L24 210H26V211H29V209H33V208H36L35 207V205L36 206H38L37 204H38V195ZM50 195H53L52 197L50 196ZM54 195H56V196H54ZM150 195V194H149ZM204 195H206V196H204ZM45 196V197H46ZM50 198H49V197ZM62 196V195H61ZM60 196V197H61ZM148 195H145V197H147ZM213 196V197H212ZM217 196V197H216ZM32 197H33V199H35V200H32L31 202L29 201V200H31L32 199ZM60 197H59V199H60ZM144 196H143V198H141V199H143L142 201H141V199L139 200L140 202H142L141 204H147L149 201H150V197L148 198H145ZM205 197V198H204ZM219 197V198H218ZM26 198V199H25ZM27 198H28V201H27ZM62 198V197H61ZM185 198V199H184ZM214 198V199H213ZM219 199V200H218ZM24 200V201H23ZM62 200H63V198H62ZM145 200H147V201H145ZM201 200V201H200ZM216 200V201H215ZM26 201H27V203H26ZM60 201H61V199H60ZM138 201V202H139ZM144 201V202H143ZM208 201H209V203H208ZM23 202H25V203H23ZM211 202V203H210ZM22 203V204H21ZM36 203V204H35ZM51 204L50 205H52V201L50 202ZM41 206H42V204H41V202L39 203ZM136 204V203H135ZM137 204H140V203H137ZM136 204V205H137ZM193 204V205H192ZM196 204V205H195ZM202 204V205H201ZM205 204V205H204ZM26 205V206H25ZM49 205V203H48V206L47 207H49L50 206ZM195 205V206H194ZM199 205V206H198ZM210 205V206H209ZM33 206V207H32ZM40 206V207H41ZM58 205H54V207H57ZM188 206H189V208H188ZM191 206V207H190ZM206 208H205V207ZM30 207V208H29ZM53 206L52 207H50V208H48L49 210H51V211H49V212H51V213H53L56 209L54 208ZM39 207H37V209H38ZM42 208V207H41ZM195 208V209H194ZM204 208V209H203ZM208 208V209H207ZM36 209V210H37ZM43 209V208H42ZM55 209V210H54ZM31 210H30V212H31ZM40 210V209H39ZM38 210V211H39ZM47 210V209H46ZM189 210H191L190 212H189ZM210 210V211H209ZM196 211V212H195ZM206 211V212H205ZM226 211V210H225ZM222 212V214H220V217L218 218V219H214L213 221V225H217L218 227L219 226H222L223 224H224V222H227V220L229 221V211H227V212ZM208 212V213H207ZM35 213V214H34ZM33 214L34 215H36L35 217H34V219L33 220H35V219H37L36 217H37V212H34ZM50 213V214H51ZM189 213H191L192 214V216L194 217H192L191 216V214H189ZM202 213V218H200V214ZM206 213H207V215H206ZM225 213V214H224ZM17 215H13L14 216V218H15V216L17 217V219L19 220L20 218H21V221H22V217H20V216H23L22 214H18V213H16ZM55 214H59V217H60V215L61 214H63L62 212H58V210H57V212H54V214H51V216L53 217V215H55ZM185 214H187V215H185ZM194 214H195V216H194ZM224 214V215H223ZM12 216V217H13ZM119 216H120V211H118L111 219H106V220H104L102 223H101V225H100V229H99V231H91V236L92 237H90L89 239H88V241H87V244H85L83 241H82V238L83 237H78L76 240H75V244L77 245H75L76 247L75 248H73L70 252H68L67 253V255L63 258V259H60V260H56V261H52L51 262V264H66L67 262H69L70 260H72L73 258H75L77 255H79L80 254V256H82L83 258H84V261H83V264H106L105 263V261H106V257H105V255H104V252L102 251V249H103V246L106 244V241H107V230H109L110 228H111V226L113 225V223L114 222H116V221H119L120 220V218H119ZM161 216V217H160ZM167 216V215H166ZM221 216H223V217H221ZM12 217L9 219V221L8 222H11V223H8V225L7 226H9V227H5V225L7 224L6 222H4L3 220L1 221L0 220V222H4L5 224H2V223H0L1 225V229H2V231H1V229H0V236H3V234L5 233V231H6V233L7 234H9L8 232H9V230L10 229H12L13 227H14V229H16V227L19 225H17V226H13V225H11L12 223L14 224L15 222H14V218L12 219ZM20 217V218H19ZM24 217V216H23ZM54 217H56V216H54ZM185 217H186V219H185ZM184 218V219H183ZM197 218V219H196ZM17 219L15 218V221H16V224L18 223V222H20V221H17ZM188 219H190V220H188ZM192 219V220H191ZM202 219V220H201ZM165 220V221H164ZM183 220H185L184 222H183ZM13 221V222H12ZM164 221V222H163ZM173 221V222H172ZM180 221H181V223H180ZM192 221V222H191ZM198 221V222H197ZM217 221V222H216ZM220 221H223V222H220ZM178 222H179V224H178ZM194 222V223H193ZM197 222V223H196ZM219 222V223H218ZM173 223V224H172ZM191 224V225H190ZM222 224V225H221ZM3 225V226H2ZM61 225V226H60ZM62 225L63 224H59V226H60V228L59 229H63L64 227H65V225L63 226V228H62ZM10 226H12V227H10ZM167 226V227H166ZM3 227V228H2ZM66 227L68 228L69 226H67L66 225ZM141 227V228H140ZM143 227V228H142ZM169 227V228H168ZM180 227V228H179ZM191 227V228H190ZM250 227H253V226H250ZM6 228H8V229H6ZM5 231H4V230ZM128 229V230H127ZM145 229H148V231L147 230H145ZM150 229V230H149ZM131 230V231H130ZM139 230V231H138ZM37 231H38V227H37V225L36 226H34V228H32V230H31V236L33 235V236H36V234H37ZM47 232V234H48V232H49V234L48 235H50V231H46ZM151 233L150 235H148V234H145V233ZM124 233V234H123ZM134 233V232H133ZM140 233V234H139ZM2 234V235H1ZM47 234H43V238H45V236H46V238H47ZM191 235H192V233H190ZM124 235V236H123ZM141 235V236H140ZM143 235H148L147 237L146 236H143ZM5 238V240L7 239V235L5 234V236H3L2 237V240H0L1 242L3 241V239ZM45 238V239H46ZM160 238V237H159ZM0 239H1V237H0ZM162 239V238H161ZM166 240V239H165ZM4 242V241H3ZM126 242V243H125ZM139 242H137V244L135 245V246H131L132 248H130V249H133V251H135L136 249H137V247H139L140 245V243ZM6 243V242H5ZM118 243V244H117ZM20 244L18 243H16V244H14L13 245V249L15 250L14 251V255L13 256H16V257H13L14 258V260H17V261H19V262H21L22 264H25L26 263V260L25 259H22L21 260V258H23L22 257V255H21V252H20V250H18V248H20V246H19ZM4 247V248H3ZM17 247V248H16ZM2 249H0V251L2 252L3 251V249H4V251H7L6 249L8 248V246L6 245V249H5V246H3V243H2V247H1ZM156 248H158L157 250H159V251H161V253H167V250H165V249H162V248H160V247H156ZM179 249H180V251H179ZM18 250V251H17ZM59 250H60V248L58 247V249H56V251H55V253H54V256H56L57 254H58V252H59ZM94 251V252H93ZM166 251V252H165ZM18 252V253H17ZM181 253V252H183V249L181 248V247H179L178 248V253ZM4 254H6V252H3ZM2 253V254H3ZM97 255L96 257H95V255ZM3 254V255H4ZM91 254V255H90ZM114 254V255H115ZM92 256H94L96 259H98V260H94V261H91V260H89L90 258ZM149 257L146 255H143V260L145 261V262H143V263H146V264H152V263H150V261L151 260H149L148 259ZM41 259V256L38 254V256H33V258H32V260H31V263L32 264H37L38 263V261ZM21 260V261H20ZM196 260V261H195ZM118 260H116V262H112L113 264H117L118 262H117ZM149 261V262H148ZM194 261H195V263L197 264H204V263H208V262H205V261H208V260H205V259H201V258H196V259H194ZM194 261H191V264L192 263H194ZM200 262V263H199ZM194 263V264H195Z\"/></svg>","mask_w":264,"mask_h":264}]
</instances>
